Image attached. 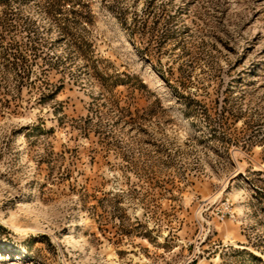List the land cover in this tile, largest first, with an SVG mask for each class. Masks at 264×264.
<instances>
[{
  "label": "rangeland",
  "instance_id": "374dc122",
  "mask_svg": "<svg viewBox=\"0 0 264 264\" xmlns=\"http://www.w3.org/2000/svg\"><path fill=\"white\" fill-rule=\"evenodd\" d=\"M0 264H264V0H0Z\"/></svg>",
  "mask_w": 264,
  "mask_h": 264
},
{
  "label": "bare ground",
  "instance_id": "6f19581e",
  "mask_svg": "<svg viewBox=\"0 0 264 264\" xmlns=\"http://www.w3.org/2000/svg\"><path fill=\"white\" fill-rule=\"evenodd\" d=\"M39 216V215H38Z\"/></svg>",
  "mask_w": 264,
  "mask_h": 264
}]
</instances>
